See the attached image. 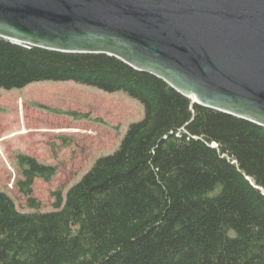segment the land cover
Here are the masks:
<instances>
[{
	"label": "trees",
	"instance_id": "trees-1",
	"mask_svg": "<svg viewBox=\"0 0 264 264\" xmlns=\"http://www.w3.org/2000/svg\"><path fill=\"white\" fill-rule=\"evenodd\" d=\"M73 81L139 101L143 118L53 210L31 197L56 169L18 154L20 212L0 191V264H264V127L195 103L105 54L0 38V89ZM214 145V147H212Z\"/></svg>",
	"mask_w": 264,
	"mask_h": 264
},
{
	"label": "water",
	"instance_id": "water-1",
	"mask_svg": "<svg viewBox=\"0 0 264 264\" xmlns=\"http://www.w3.org/2000/svg\"><path fill=\"white\" fill-rule=\"evenodd\" d=\"M0 38L113 56L264 127V0H0Z\"/></svg>",
	"mask_w": 264,
	"mask_h": 264
},
{
	"label": "rangeland",
	"instance_id": "rangeland-1",
	"mask_svg": "<svg viewBox=\"0 0 264 264\" xmlns=\"http://www.w3.org/2000/svg\"><path fill=\"white\" fill-rule=\"evenodd\" d=\"M143 118L141 103L123 92L107 93L73 81L33 82L0 89V191L20 212H33L17 188L18 154L55 167L53 178H36L39 211L53 210L55 192L67 190L101 156L112 154L128 126Z\"/></svg>",
	"mask_w": 264,
	"mask_h": 264
}]
</instances>
